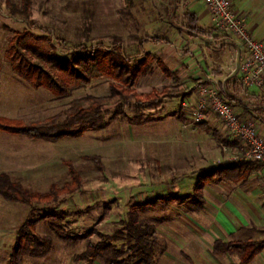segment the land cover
I'll return each instance as SVG.
<instances>
[{
    "label": "rangeland",
    "instance_id": "obj_1",
    "mask_svg": "<svg viewBox=\"0 0 264 264\" xmlns=\"http://www.w3.org/2000/svg\"><path fill=\"white\" fill-rule=\"evenodd\" d=\"M22 1L0 0V117L27 123L45 124L52 118L63 121L70 102L107 95L111 81L93 78L67 97H55L44 89H35L12 68L9 42L15 34L26 32L37 38H49L62 59L96 49L113 50L130 61L146 54L155 56L150 72L134 84L141 96L163 86L181 87L183 91L193 86L194 81L181 62L200 55L205 57L204 44L213 38L210 31L204 30L201 38H193L180 29L188 26L185 5L180 0H132L129 4L127 0H28L27 19L9 12L10 6L19 9ZM246 2L248 10L241 14L264 43V0ZM206 11L210 15L207 8ZM209 29L216 30L214 25ZM35 44L41 48L48 46L44 39ZM206 53L212 51L206 49ZM158 61L168 68L179 66L182 80H166ZM182 103V99H173L164 100L156 107L124 106L122 112L128 119L150 122L131 124L127 118L110 111L104 116L107 123L104 130H85L79 138L57 142L0 132V174H7L12 182L31 194L47 195L52 186L60 190L71 183L65 164L70 162L81 183L72 194L60 196L57 210L65 214L64 226L74 234L96 228L110 235L136 205L165 194L190 198L197 172L222 162V146L228 138L223 137L221 122L209 123L217 135L205 133L199 124L186 117ZM92 156L99 157L101 170L86 159ZM203 193L206 205L200 213L176 204L167 210L157 206L138 213L140 219L156 228L157 250H162V253L157 251V264L235 262L233 257H216L210 252L212 242L218 237L215 228L220 230L216 211L223 210L221 213L225 215L221 205L225 203H216L210 188ZM50 205L40 201L26 206L0 196V264L9 263L17 229L30 214L35 220ZM35 231L51 238L53 250L44 257L26 256L23 264H87L73 261L75 255L85 250V242L78 245L60 242L45 222L37 224ZM239 232L231 239L264 238V231L256 229ZM253 264H264V256Z\"/></svg>",
    "mask_w": 264,
    "mask_h": 264
},
{
    "label": "trees",
    "instance_id": "obj_2",
    "mask_svg": "<svg viewBox=\"0 0 264 264\" xmlns=\"http://www.w3.org/2000/svg\"><path fill=\"white\" fill-rule=\"evenodd\" d=\"M132 0H127L131 3ZM28 0H23L19 9L9 7L11 15L27 19ZM188 26L183 30L188 36H200L202 30L197 28V18L187 14ZM46 40L47 47H38L35 42ZM9 53L15 73L28 82L35 89H44L55 97H67L75 89L89 83L93 78H106L111 81L108 94L101 97L88 96L70 102L65 111L63 121L54 118L42 124L27 123L22 120L0 117V132L9 135H21L33 140L57 142L64 138H79L86 131L97 132L104 130L105 114L114 111L127 118L122 112L124 106L134 105L155 107L168 97L177 96L167 88L160 92L152 90L141 96L134 88L139 77L150 72V64L155 56L146 54L143 58L130 61L115 51L96 49L90 53L72 55L69 59H62L52 46L50 39L37 38L32 34H15L9 42ZM159 66L165 75L168 72L162 61ZM112 108V109H110ZM140 118L128 119L129 123L146 122ZM85 126V129L82 127ZM77 127V128H76ZM101 170L100 159L97 156L87 157ZM71 176V183L58 190L54 186L47 195L31 194L19 183L10 180L7 174H0V196L8 202L31 206L40 201L52 203L48 211L32 220L30 215L17 229L14 244L8 257V264H23L24 257H44L53 250L51 238L39 235L35 231L37 224L45 222L49 232L60 242L78 245L86 243L85 250L75 255L74 262L92 264L98 261L101 264H157L156 228L146 220L139 218V212L155 209L159 206L166 210L171 204H186L199 210L203 206L202 188L205 185L216 184L222 180L240 182L252 171L260 167L250 161H239L225 165H217L203 172L194 187L190 198L175 195H165L147 200L130 210L127 219L115 228L112 234L99 232L90 228L80 234H74L64 226L65 214L57 210L62 194H72L80 186V177L70 162L66 161ZM52 201V202H51ZM54 204V205H53ZM264 243L253 239L239 242H223L217 240L212 246L215 255L230 254L238 258L237 264H249L262 250ZM162 253V250L158 251Z\"/></svg>",
    "mask_w": 264,
    "mask_h": 264
},
{
    "label": "crops",
    "instance_id": "obj_3",
    "mask_svg": "<svg viewBox=\"0 0 264 264\" xmlns=\"http://www.w3.org/2000/svg\"><path fill=\"white\" fill-rule=\"evenodd\" d=\"M180 2L185 5V16L190 14L197 18V28L202 30V34L205 31H210L212 33V37L207 40L204 44V52L205 57L200 55L196 57L194 60H183L181 62L182 66H185L188 69V76L191 77V80L194 81L191 85L188 86L186 91H183V88L178 87L177 89L170 88L169 86H163L161 89H155L160 92L163 88H167L173 94H178L177 96H171L164 100H173V99H182L183 104H192L195 99V86L199 80H203L206 78L212 79L216 82L219 89L222 91L224 98L228 101L236 110L241 120H247L250 118L257 119L258 133L264 139V89H259L255 87H244L241 84L239 76L230 77V74L234 68V55L237 50H241L240 43L230 36H222L217 33L216 30H211L209 27H212V22L210 20V15L206 11V6L204 1L202 3L200 0H180ZM234 3V4H233ZM246 0H232L233 9L242 13V11L248 10V5L246 4ZM242 15V14H241ZM248 25V24H247ZM185 28V27H184ZM184 28H180L183 30ZM253 37L257 40H260L259 35L253 33L251 28L248 25ZM184 31V30H183ZM185 32V31H184ZM200 36H193V38H201ZM188 36V35H187ZM191 37V36H189ZM216 44H221L220 49H215ZM206 49H210L212 53L209 55L206 53ZM199 52V49L197 50ZM195 51V53H196ZM243 51L241 50V55L244 57ZM207 54V55H206ZM164 63V62H163ZM184 64V65H183ZM165 68L168 72V75H165L162 71L166 80H177L181 79V75L179 70V66H175L174 68H168L164 63ZM182 80V79H181ZM188 82V81H187ZM190 82H188L189 84ZM163 100V101H164ZM162 101V102H163ZM161 102V103H162ZM160 103V104H161ZM158 104V105H160ZM157 105V106H158ZM156 107V106H155ZM183 107V106H182ZM184 108V107H183ZM184 112L186 113V117L190 118V113L187 108H184ZM214 120H218L216 116L212 113H208L206 119L199 124L201 131L205 133H212L213 135H217L214 129L209 126L210 122ZM147 120L145 123H148ZM150 122V121H149ZM192 122V121H191ZM139 123V124H143ZM222 125V124H221ZM221 131L223 132V137L228 138L226 140V144L223 146L229 147V151H223L222 162L216 164L217 165H225L229 163H236L229 161L230 157L237 156V148L238 144L236 140H233L232 137L228 134V132L221 127ZM222 146V147H223ZM220 158V157H219ZM215 166L209 167L208 169L197 172L196 180L194 183V187L198 181L199 176L208 171ZM172 182L175 179H171ZM193 187V190H194ZM210 188L215 193V202L219 203L224 202L225 215L220 211L216 216V220L220 221V230L216 229V235L218 236L211 245V254L213 256H230L235 259V262L232 264L238 263V258L234 255L224 254V255H215L212 253V246L215 241L220 240L223 242H239L246 241L247 239H253L256 241H260L264 243V238H253L246 237L242 239H231L235 235H239V231H248L250 229H256L257 231H264V170L260 167L252 171L244 180L240 182H231L228 180H222L216 184L205 185L202 188V198H203V206L199 210L193 206H189L186 204L187 200H185L184 204H176L180 206H186L188 209L195 213H200L204 210L206 205V200L204 198V189ZM192 190V194H193ZM165 195H175V194H165ZM161 195V196H165ZM179 196V195H175ZM192 196V195H191ZM159 197V196H158ZM179 197H187V196H179ZM155 198V197H154ZM173 205V204H171ZM170 205V206H171ZM169 206V207H170ZM168 207V208H169ZM167 208V209H168ZM166 209V210H167ZM264 256V245L262 250L254 257V259L249 263L253 264L256 259L263 258Z\"/></svg>",
    "mask_w": 264,
    "mask_h": 264
},
{
    "label": "built area",
    "instance_id": "obj_4",
    "mask_svg": "<svg viewBox=\"0 0 264 264\" xmlns=\"http://www.w3.org/2000/svg\"><path fill=\"white\" fill-rule=\"evenodd\" d=\"M209 11L216 31L230 36L241 45L234 55V68L230 77L239 76L242 86L264 89V43L253 37L245 18L233 9L230 0H203ZM216 44L215 49H220ZM190 113L191 121L202 123L208 113L221 122L224 129L237 141V156L229 161H250L259 164L264 170V139L258 133L257 119L241 120L235 108L223 96L212 79L199 80L195 86V99L183 104ZM223 151L229 147L223 146Z\"/></svg>",
    "mask_w": 264,
    "mask_h": 264
}]
</instances>
